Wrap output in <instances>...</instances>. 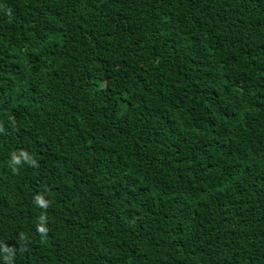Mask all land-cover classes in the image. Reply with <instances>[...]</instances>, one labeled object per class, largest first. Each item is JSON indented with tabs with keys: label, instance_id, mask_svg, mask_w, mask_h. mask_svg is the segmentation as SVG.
<instances>
[{
	"label": "trees",
	"instance_id": "trees-1",
	"mask_svg": "<svg viewBox=\"0 0 264 264\" xmlns=\"http://www.w3.org/2000/svg\"><path fill=\"white\" fill-rule=\"evenodd\" d=\"M0 264H264V0H0Z\"/></svg>",
	"mask_w": 264,
	"mask_h": 264
},
{
	"label": "clouds",
	"instance_id": "clouds-1",
	"mask_svg": "<svg viewBox=\"0 0 264 264\" xmlns=\"http://www.w3.org/2000/svg\"><path fill=\"white\" fill-rule=\"evenodd\" d=\"M37 200L41 203L42 206L45 205V201H41L39 197H37ZM40 230L43 231V228H41Z\"/></svg>",
	"mask_w": 264,
	"mask_h": 264
}]
</instances>
